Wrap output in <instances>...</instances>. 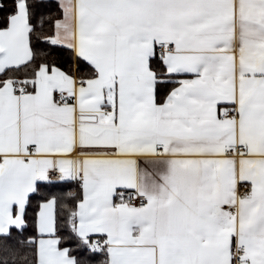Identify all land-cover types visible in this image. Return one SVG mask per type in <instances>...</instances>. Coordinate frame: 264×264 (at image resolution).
Returning <instances> with one entry per match:
<instances>
[{
  "label": "snow or ice",
  "instance_id": "snow-or-ice-1",
  "mask_svg": "<svg viewBox=\"0 0 264 264\" xmlns=\"http://www.w3.org/2000/svg\"><path fill=\"white\" fill-rule=\"evenodd\" d=\"M0 264H264V0H0Z\"/></svg>",
  "mask_w": 264,
  "mask_h": 264
},
{
  "label": "trees",
  "instance_id": "trees-1",
  "mask_svg": "<svg viewBox=\"0 0 264 264\" xmlns=\"http://www.w3.org/2000/svg\"><path fill=\"white\" fill-rule=\"evenodd\" d=\"M55 11V9H53ZM53 56L57 58L59 63L65 68L68 69L70 67H74L76 70L80 72H87V67H81L78 61H74L72 54L67 49H58L52 53ZM69 191L76 192L78 191V186L76 185H51L45 188H42L41 192L35 196H33V204L39 201L43 196L49 194H63ZM70 202V201H69ZM29 232L32 231L31 226L28 229ZM67 234V230L65 233Z\"/></svg>",
  "mask_w": 264,
  "mask_h": 264
}]
</instances>
